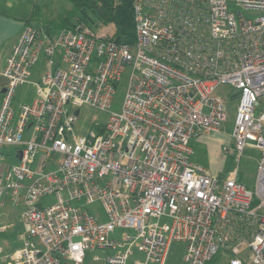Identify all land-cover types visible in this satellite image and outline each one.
<instances>
[{"label": "built area", "instance_id": "1", "mask_svg": "<svg viewBox=\"0 0 264 264\" xmlns=\"http://www.w3.org/2000/svg\"><path fill=\"white\" fill-rule=\"evenodd\" d=\"M130 2L134 44L112 29L26 26L7 59L0 207L22 204L28 228L9 259L0 247V264H84L89 252L107 253L103 264H167L174 244L185 264H264V0ZM42 58L36 99L15 116ZM221 86L239 95L234 151H260L255 191L236 169L221 179L192 159V140L227 120ZM85 106L109 113L99 133L77 134Z\"/></svg>", "mask_w": 264, "mask_h": 264}, {"label": "rangeland", "instance_id": "2", "mask_svg": "<svg viewBox=\"0 0 264 264\" xmlns=\"http://www.w3.org/2000/svg\"><path fill=\"white\" fill-rule=\"evenodd\" d=\"M45 5L48 6L44 11L43 16L40 17L42 20L39 23L42 28L46 27V25L50 24L52 21L56 23L64 16L68 15L74 8V5L70 0H46ZM100 28L101 27L98 29ZM111 29L113 31L112 26L106 27L102 31L109 32ZM43 59L44 58H42V60ZM128 80L129 72H126L117 88L112 108V111L114 112H119L121 109ZM32 90L33 88L30 85L23 86L19 93V97H21L23 92H31ZM218 92L226 99L227 120L224 122L218 133L202 135L200 138L193 139L194 159L200 163H209V160H212V162L219 167V170H221V174L217 175L221 179L222 177H229L232 170L236 169L237 171H240L243 178L242 183H244L249 190L255 191L260 151L253 146H247L242 153L234 151L235 146L230 132L234 127L239 100L234 98V89L230 86H221ZM108 120L109 113L102 112L93 107H82L76 124V132L77 134H86L90 131L99 133L98 126H104ZM94 209H101L100 204L96 203L93 206L88 207L90 212H93ZM23 211L24 206L22 205L15 206L7 203L5 206H1L0 223L10 227V229L12 228L13 233L15 232L16 235L25 232L27 226L22 219ZM88 254L93 255L92 252H89ZM183 256V245H172L168 264H185ZM132 262L133 259L131 264ZM211 264L220 263L215 260Z\"/></svg>", "mask_w": 264, "mask_h": 264}, {"label": "crops", "instance_id": "3", "mask_svg": "<svg viewBox=\"0 0 264 264\" xmlns=\"http://www.w3.org/2000/svg\"><path fill=\"white\" fill-rule=\"evenodd\" d=\"M45 2L46 0H0V106L2 103L3 91L8 84V80L3 74L7 59L12 54L13 48L18 43L26 26H28L30 23L40 26L39 23L42 20L40 17L43 16L44 11L48 6L45 5ZM45 69L46 62L44 59H41L39 63L31 70L30 83L26 84L32 86L33 90L31 92L25 91L22 93L21 97H19L22 87L26 85L18 88L13 102L15 116L18 115L21 105L30 104L36 99V91L33 83L41 80ZM230 133L232 137V131ZM191 147L193 149L192 159L195 163L206 167L216 175L221 174V170H219V167L214 164L212 160H209V163H200L194 159L193 140L191 142ZM8 161L11 160L8 159ZM233 171L234 170H232V172ZM226 178L227 177H222V179ZM237 179L242 183L243 178L240 171H238ZM7 203L12 205L11 202L6 201L2 206H5ZM21 205L22 204L18 206ZM25 232L16 235L15 232L13 233L12 228L10 229V227L0 223V247L3 250V257L9 259V256H11L14 251L21 247V237ZM95 256H99L100 260L96 261ZM107 256L108 254L103 252L93 253V255L87 254L84 264H103ZM135 256L140 258L138 253H136Z\"/></svg>", "mask_w": 264, "mask_h": 264}, {"label": "trees", "instance_id": "4", "mask_svg": "<svg viewBox=\"0 0 264 264\" xmlns=\"http://www.w3.org/2000/svg\"><path fill=\"white\" fill-rule=\"evenodd\" d=\"M74 8L56 23L52 21L46 27L34 26L45 30L51 36L57 35L63 29L75 30L77 27H89L100 31L106 27H113L111 37L122 44H134L136 31L133 7L130 0H70ZM38 12V11H37ZM38 17V16H37ZM101 27L100 29H98ZM238 99V93L233 95ZM61 264H69L64 260Z\"/></svg>", "mask_w": 264, "mask_h": 264}, {"label": "water", "instance_id": "5", "mask_svg": "<svg viewBox=\"0 0 264 264\" xmlns=\"http://www.w3.org/2000/svg\"><path fill=\"white\" fill-rule=\"evenodd\" d=\"M5 92V90L3 91V93ZM77 116H79L80 115V111L78 110V111H76V113H75Z\"/></svg>", "mask_w": 264, "mask_h": 264}]
</instances>
